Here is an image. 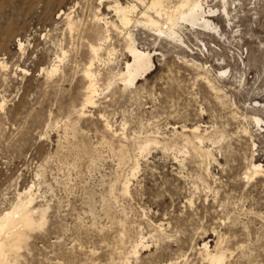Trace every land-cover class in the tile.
<instances>
[{
    "label": "rangeland",
    "instance_id": "rangeland-1",
    "mask_svg": "<svg viewBox=\"0 0 264 264\" xmlns=\"http://www.w3.org/2000/svg\"><path fill=\"white\" fill-rule=\"evenodd\" d=\"M112 1L0 0V214L30 187L43 218L11 264H207L203 243L264 264V0H201L215 28L174 38L131 25L153 66L130 86Z\"/></svg>",
    "mask_w": 264,
    "mask_h": 264
},
{
    "label": "bare ground",
    "instance_id": "bare-ground-1",
    "mask_svg": "<svg viewBox=\"0 0 264 264\" xmlns=\"http://www.w3.org/2000/svg\"><path fill=\"white\" fill-rule=\"evenodd\" d=\"M137 1L142 6V9H138L137 6L131 4V2L125 1V3H122L123 1L113 0L111 5H108V8L113 12L115 21L104 22L105 25H109L108 27L114 30H119V34L125 36V50L127 57L131 58V61L127 60L125 62L124 69L119 73V77L128 86L133 85L141 78H145L150 74L153 66V54L135 46L129 30L131 25L138 23L153 30L156 36L174 38V36H178L176 30L180 27L179 24L181 22L188 23L190 27H196L200 30H213L215 26L209 18L217 15L216 10L206 8L201 0H180L173 6L165 5L164 0ZM221 2L222 12L225 16H228L226 2L225 0H221ZM149 12H152L155 17L151 16ZM18 44L20 45L21 43L19 42ZM90 48L93 54L96 55L100 47L91 46ZM0 65L5 67L3 62H1ZM90 66L91 63H89L83 71V77L87 81V96L84 100L86 104H92V98L97 92L95 84L96 76L94 72L90 70ZM55 71L56 66H53L49 73H54ZM254 121L257 123L260 122L258 118H254ZM195 129L196 127L190 128L192 131ZM251 167L253 169L252 175H255L263 166L252 163ZM30 190L31 188L29 187L25 192L28 196L26 200L23 201L19 199V197L12 208H9L10 210L8 209L0 214V264H11L9 256L18 248L20 240L24 237V231L26 232L27 229H30L36 224L39 226L43 222L42 215H40L41 218L39 222L34 219V214L36 215L37 210L30 207L32 203ZM206 244L207 243H203V251L207 264H223L225 258L223 253L215 251L209 252L210 250H207ZM142 247L144 246L142 245Z\"/></svg>",
    "mask_w": 264,
    "mask_h": 264
}]
</instances>
